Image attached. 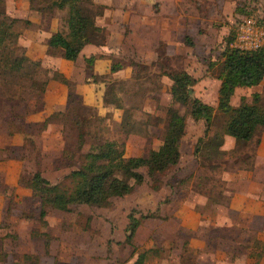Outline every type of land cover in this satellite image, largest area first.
Listing matches in <instances>:
<instances>
[{
	"label": "rangeland",
	"instance_id": "obj_1",
	"mask_svg": "<svg viewBox=\"0 0 264 264\" xmlns=\"http://www.w3.org/2000/svg\"><path fill=\"white\" fill-rule=\"evenodd\" d=\"M15 1L17 0H0V11L13 17L7 11H10L8 5H16ZM30 1L32 7L39 8L41 15L48 20L51 17L58 18L67 27L68 8L58 9L53 6V0ZM183 1L186 12L200 17L192 19V27L199 29L201 35L194 41L189 35L184 37L183 34L176 33L160 46V58L156 63L137 62L134 75L129 79L108 77L106 98L114 104L124 105V112L120 117L96 115L93 107L83 104L80 96L72 94L71 107L68 115L64 116L67 125L64 126L62 157L55 160L50 155L51 158L44 165V172L52 183H60L65 191H70L75 182L68 176L79 169L87 160L86 155L102 143L117 141L123 144L127 157L147 156L164 139L170 105L186 120L179 164L157 176H151L147 167L140 168L139 171L145 176L143 184L135 185L132 193L125 197L113 198L106 206L74 205L69 212L46 206L45 217L41 216L42 205L37 197H18L15 192L5 197L0 195V264H134L139 255L149 249L145 264H172L178 257H184L187 262L194 264L200 249L188 248L187 244L195 237L207 238V247L227 251L233 263L244 264L243 259L237 261V255L249 253L251 262L259 264L264 256V240L256 233L216 231L210 223L204 225V231H177V192L185 190L207 196V204L199 207L206 213L208 210L213 211L215 206H225L231 194L245 185L243 177H264V164L257 166L258 139L251 142L229 141L224 135L223 145L218 149L216 137L223 136L227 116L218 109V102L215 101L223 53L230 43L231 47L236 48L238 29L244 19L264 21V0L242 1L228 10L230 14L221 16L207 8L206 0ZM80 5L84 13L96 21L99 9L92 0H80ZM172 10L173 8L167 9V14H171ZM210 19H213V23L209 22ZM14 29L16 32L21 30L20 24L16 23ZM100 35L104 39L103 32ZM187 37H190L193 45L188 44ZM13 49L14 46L8 44L5 53L9 54ZM171 50L174 55L169 54ZM16 55L20 56L21 53L17 52ZM159 62L166 72H194L199 77L201 82L194 86L193 96L203 95L207 104L215 108L208 135H204L205 122L191 117L190 106L171 104L169 96H165V85L161 79L163 75L157 65ZM114 66L116 71L120 67L119 64ZM32 68L34 67L30 71ZM4 79L16 83H20V79L8 77L0 68L1 91L5 95L17 92L16 101L12 102L13 111L20 114L6 116L23 119L29 105L28 92L18 98L21 90L15 85L5 84ZM44 79L42 70L37 76L38 86ZM42 98L39 92L34 103L37 109L42 105ZM260 98V104L264 107V97ZM245 99L246 97L240 98L238 94L234 97L233 104L237 107ZM252 101L253 99L250 102ZM8 102L6 106L3 104V110L6 108L10 111ZM149 103L157 105L148 108ZM18 119L8 120L7 127L17 126L14 121ZM24 126L23 124L22 127ZM30 126L35 127L36 131L44 127L40 123ZM80 132L84 133L81 143ZM202 136L204 141L196 155V146ZM39 152L36 155L38 166L43 155L40 149ZM33 172L35 168L31 166L23 173V177L29 179ZM132 211L137 217H140L139 211L153 212L156 217L142 220L131 244L126 238L129 233V214ZM238 237L244 239L243 246L248 247H238L232 241H221L237 240ZM182 241H186L183 246ZM219 243L227 246L221 248ZM181 258L177 261L180 262Z\"/></svg>",
	"mask_w": 264,
	"mask_h": 264
},
{
	"label": "crops",
	"instance_id": "obj_2",
	"mask_svg": "<svg viewBox=\"0 0 264 264\" xmlns=\"http://www.w3.org/2000/svg\"><path fill=\"white\" fill-rule=\"evenodd\" d=\"M242 1L245 0H206L205 3L208 9L221 16L230 14L229 11ZM15 2L16 5H8L10 11L7 12L19 19L17 24H20L21 28L18 31L20 44L25 47L26 55L30 59L42 61L43 66L52 71L49 72L50 78L43 94V104L37 109L34 104L36 100H29L23 119L8 118L4 115V99L0 96V195L2 197L10 196L14 192L18 197L33 196L32 176L28 179L23 177V173L32 166L35 172L40 170L46 177L44 165L51 158L50 155H53L55 160L62 157L64 126L67 121L65 117L72 104V94L80 96L83 104L93 107L96 115L120 117L124 108L105 102L108 77L132 78L134 75L132 60L147 64L157 61L160 46L176 33H181L184 37L189 35L194 41L201 35L199 29L195 30L192 27V19L200 17L186 12L183 0H92L99 9L96 22L102 27L103 44H87L76 60H68L65 58L63 48H53L49 45L54 33L67 30L60 19L51 17L48 20L41 15L39 8L32 7L30 0ZM169 8H173L171 14H167ZM209 22L213 23V19ZM163 53L166 54V51ZM169 54L175 53L171 50ZM93 55L101 56L90 65L86 59ZM115 64H119L120 67L113 72L112 67ZM55 73L63 75L68 80V84L54 78ZM190 74L197 78L199 85L201 81L196 73L190 72ZM161 79L165 85V96H169L172 103L173 82L165 75ZM217 84L215 101L218 102L221 81L218 80ZM238 94L240 98L246 97L248 103L255 94L264 97V79L258 85L237 88L231 100L232 104ZM197 97L204 100L203 95ZM204 102L208 103L205 100ZM155 105L157 104L149 103L148 108ZM56 113H61V117L54 118L44 125L47 119ZM11 119H18L14 121L17 124L14 128L7 127L8 120ZM37 123L44 127L37 131L35 127L31 128L30 125ZM224 138L237 141L230 135H225ZM254 139H258L256 158L259 166L264 164V128L257 131L252 140ZM39 149L43 155L40 157L42 164L38 166L36 155L40 153ZM243 179L245 185L231 194L225 206H215L213 211L208 210L206 213H203L199 207L207 204V196L185 190L177 192V231H204V225L210 223L216 231L256 233L264 240V177L254 175ZM206 240L207 238L204 237L189 240L188 248L200 249L194 264H237L231 262V256L227 251L207 247ZM221 241L223 243L232 241L238 247H248V245L243 246L244 239L240 237L237 240L221 239ZM185 242L182 241L181 245L183 246ZM219 245L221 248L227 246L221 243ZM249 256V253H238L237 261L243 259L244 264H257L252 263ZM180 258L175 259L172 264H190L184 257L178 262ZM238 264L242 263L238 262ZM259 264H264V256L261 257Z\"/></svg>",
	"mask_w": 264,
	"mask_h": 264
},
{
	"label": "trees",
	"instance_id": "obj_3",
	"mask_svg": "<svg viewBox=\"0 0 264 264\" xmlns=\"http://www.w3.org/2000/svg\"><path fill=\"white\" fill-rule=\"evenodd\" d=\"M52 4L58 9H69L66 19L67 30L54 33L49 41L51 47L65 50L66 59L76 60L87 44H103V37L100 35L102 28L84 13L80 0H53ZM238 10L237 7L236 11ZM18 20L0 11V68L7 73L8 77L20 79V83L3 80L5 84L15 85L21 90L18 98L28 92L29 100H32L39 92L43 96L50 78V69H44L42 61L32 60L26 55L25 47L19 42L20 33L14 31ZM258 20L264 26V21ZM187 42L190 45L194 44L190 37H187ZM8 44H12L15 48L9 54L5 53ZM230 45L231 43L223 53L224 60L218 75L221 81L218 109L227 116L223 136L216 137L218 149L223 145L224 135H230L237 141L248 142L254 138L259 129L264 128V107L260 104L261 98L258 94L253 95V101L250 103L246 99L237 107L231 103L237 88L252 87L264 79V47L254 51H244ZM17 52L21 55L17 56ZM100 56L93 55L87 58L86 62L91 65ZM133 65L138 66L136 62H133ZM157 65L160 67V74L168 76L173 82L171 104L180 103L190 106L191 117L196 121L205 122L204 135H208L212 127L215 108L197 96H193L197 78L187 71L166 72L160 62ZM31 67L34 68L30 71ZM42 70L45 79L38 86L37 76ZM112 70L116 71V67L113 66ZM54 78L68 84V80L60 73H55ZM39 88L40 91H38ZM7 94L9 95L2 93L0 84V96L4 99V105L6 106L7 101L10 105V111L5 108L4 115H20L13 111L12 102L16 101L17 92L15 91L12 95ZM105 102L114 104L112 101H107V98ZM115 105L124 108V105ZM168 112L170 114L168 126L159 149L151 150L147 156L127 157L123 144L117 141L102 143L86 155L87 160L79 169L70 173L68 178L75 182L70 191H65L60 183H52L40 171L33 173L31 179L33 196L40 199L41 216H46V206L64 212L71 211L74 205L106 206L113 198L125 197L132 193L135 185L143 184L145 176L139 171L140 168L147 167L151 176H157L178 165L181 160L180 145L185 136L186 120L172 105ZM54 115H61V113ZM52 119H54L53 116L47 119L44 125ZM83 140L84 133L80 132V143ZM203 141L202 136L196 146V155L200 152V144ZM139 213L140 217H137L134 211L129 214V233L126 240L131 244L142 220L156 217L153 212L139 211ZM149 251L139 255L134 264H145Z\"/></svg>",
	"mask_w": 264,
	"mask_h": 264
},
{
	"label": "built area",
	"instance_id": "obj_4",
	"mask_svg": "<svg viewBox=\"0 0 264 264\" xmlns=\"http://www.w3.org/2000/svg\"><path fill=\"white\" fill-rule=\"evenodd\" d=\"M264 47V26L256 18H246L241 23L236 48L244 51H254Z\"/></svg>",
	"mask_w": 264,
	"mask_h": 264
}]
</instances>
